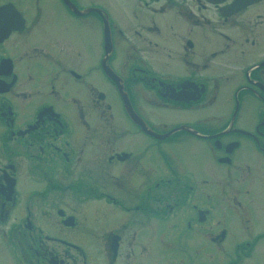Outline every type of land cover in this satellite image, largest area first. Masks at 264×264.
<instances>
[{
	"label": "flooded vegetation",
	"instance_id": "flooded-vegetation-1",
	"mask_svg": "<svg viewBox=\"0 0 264 264\" xmlns=\"http://www.w3.org/2000/svg\"><path fill=\"white\" fill-rule=\"evenodd\" d=\"M262 240L264 0H0L4 264H264Z\"/></svg>",
	"mask_w": 264,
	"mask_h": 264
},
{
	"label": "rangeland",
	"instance_id": "rangeland-1",
	"mask_svg": "<svg viewBox=\"0 0 264 264\" xmlns=\"http://www.w3.org/2000/svg\"><path fill=\"white\" fill-rule=\"evenodd\" d=\"M259 244H261L262 246H264V240H262V241H260V243ZM258 251H260V250H258ZM263 253H262V259H264V251H262ZM257 257V256H256ZM5 261H6V257H5V252H1L0 251V262L1 263H5ZM7 264V263H6ZM9 264H12V263H9Z\"/></svg>",
	"mask_w": 264,
	"mask_h": 264
}]
</instances>
